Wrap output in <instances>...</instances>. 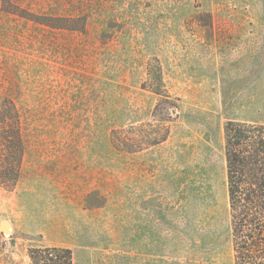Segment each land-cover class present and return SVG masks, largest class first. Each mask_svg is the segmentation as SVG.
<instances>
[{"label":"rangeland","instance_id":"obj_1","mask_svg":"<svg viewBox=\"0 0 264 264\" xmlns=\"http://www.w3.org/2000/svg\"><path fill=\"white\" fill-rule=\"evenodd\" d=\"M8 100L0 264H233L223 126L264 122V0H0Z\"/></svg>","mask_w":264,"mask_h":264},{"label":"trees","instance_id":"obj_2","mask_svg":"<svg viewBox=\"0 0 264 264\" xmlns=\"http://www.w3.org/2000/svg\"><path fill=\"white\" fill-rule=\"evenodd\" d=\"M1 106L0 183L11 187L22 159L20 119L11 101ZM223 137L233 264H264V122L228 120ZM29 257L31 264H73L64 246L31 248Z\"/></svg>","mask_w":264,"mask_h":264},{"label":"water","instance_id":"obj_3","mask_svg":"<svg viewBox=\"0 0 264 264\" xmlns=\"http://www.w3.org/2000/svg\"><path fill=\"white\" fill-rule=\"evenodd\" d=\"M10 223L7 220H2L0 222V231L3 233L9 234L10 233Z\"/></svg>","mask_w":264,"mask_h":264}]
</instances>
